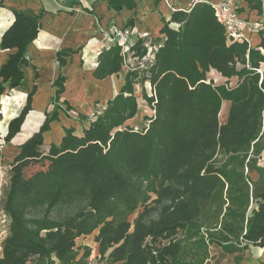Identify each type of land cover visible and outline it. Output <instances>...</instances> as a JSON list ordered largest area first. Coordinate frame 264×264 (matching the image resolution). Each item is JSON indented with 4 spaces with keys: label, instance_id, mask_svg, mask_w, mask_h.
I'll use <instances>...</instances> for the list:
<instances>
[{
    "label": "trees",
    "instance_id": "1",
    "mask_svg": "<svg viewBox=\"0 0 264 264\" xmlns=\"http://www.w3.org/2000/svg\"><path fill=\"white\" fill-rule=\"evenodd\" d=\"M246 1L262 12L261 0ZM110 6L132 9L136 0H110ZM14 16L0 40V48L10 50L0 66V94L25 83L22 65L30 64L28 46L41 27L38 16L18 11ZM161 32L165 37L152 45L153 59L143 60L148 52L143 38L128 53L118 43L105 46L92 72L95 79L121 72L130 55L145 68L130 67L119 92L94 118L81 115L88 123L81 133L64 127L59 142L46 145L45 133L59 119L57 100L66 77L60 74L53 82V112H45L43 123L19 145L11 163L0 264H87L92 247L77 245V238L96 230L99 254L107 264H179L174 245L157 243L170 234L165 235L170 221H150L148 202L152 193H163L176 180L205 186L216 176L211 160L220 141L222 103L229 100L234 115L246 107L249 87L254 94L260 91L264 33L256 47L229 39L207 2L173 11ZM76 52L63 48L55 57L64 65ZM212 71L225 81L217 82ZM138 81L150 83L152 94L144 92V99L154 110L144 116L147 123L141 128L130 123L139 111ZM36 91L34 85L20 113L10 119L6 142L21 131ZM3 158L0 147V164ZM251 190L249 186V201ZM262 229L258 238H246L260 239L257 244L264 247V222Z\"/></svg>",
    "mask_w": 264,
    "mask_h": 264
},
{
    "label": "rangeland",
    "instance_id": "2",
    "mask_svg": "<svg viewBox=\"0 0 264 264\" xmlns=\"http://www.w3.org/2000/svg\"><path fill=\"white\" fill-rule=\"evenodd\" d=\"M259 27L261 33H264V24ZM110 37H112L110 33L103 36L104 46L112 43ZM93 38L95 36L91 40ZM91 40L81 48L74 46L78 52L67 58V64L72 62L73 71H76L73 74L76 77L75 81H72L69 87L67 86L70 82L67 77L69 74L64 73L59 62L53 67L57 75L61 73L66 77V81L65 91L57 100L61 105L59 119L51 123V129L55 124L63 128L64 123H71L80 130L81 126L86 124L81 115L84 114L92 119L96 113L103 110L106 101L119 92L130 67L145 68V64L143 65L137 58L128 56L121 72L104 80H96L91 70L96 66L97 60H91V56H94L103 44L100 43V47H97ZM153 56L151 54L149 58L153 59ZM258 71L260 91L254 94L253 86L247 89L248 103L244 109L231 115V102L223 101L220 112V141L211 160V173L216 176L205 186L176 180L175 183L169 184L163 193H152L148 202L151 208L150 221L157 223L170 221L167 223L170 228L165 235L170 234L166 239L157 240V243L161 241L162 244L174 245L179 264H264V247L257 244L260 239L252 241L246 238H258L263 232L264 222V62L260 64ZM211 76L219 83L225 81L216 73H211ZM53 82L52 79L50 81L52 94L47 104L45 103L46 106L39 114H34L31 119L33 121H30V123L37 121L38 123L34 129L26 133L24 139L19 138L23 126L10 142H6L4 136L10 119L18 115L25 105L27 94L10 90L8 87L0 94V147L4 153L0 164V252L1 242L8 231L9 220L3 205L9 186L11 163L19 151V145L43 123L45 112H53L55 106L53 97L56 89ZM135 90L139 111L130 123L141 128L147 123L143 119L144 116L154 113L144 99V92L151 95L152 87L149 82L143 85L138 81ZM68 93L71 96L67 95ZM79 93L82 94L81 100L79 99L81 105L76 104L74 98ZM35 110L33 108L26 119ZM8 113H11L12 117L6 118ZM48 142L49 140H46V145L49 144ZM249 186L252 189L250 195L253 197L250 201ZM141 209L131 215L132 222ZM94 233H97V230ZM83 242L85 241L80 238L77 240V245ZM83 251L81 249L80 253L82 254ZM92 254L93 250L86 260L87 264L95 258L107 264L106 259L101 258L100 255L93 257Z\"/></svg>",
    "mask_w": 264,
    "mask_h": 264
},
{
    "label": "crops",
    "instance_id": "3",
    "mask_svg": "<svg viewBox=\"0 0 264 264\" xmlns=\"http://www.w3.org/2000/svg\"><path fill=\"white\" fill-rule=\"evenodd\" d=\"M221 1L223 0H209L208 3L215 4ZM231 1L237 7L238 16L247 22L244 32L250 40L249 44L253 47L258 46L261 41V31L260 27L256 26L255 23L264 24V0H261V13L258 9L251 8L246 0ZM193 2L194 0H136L134 8L124 7L121 10H116L110 6V0H0V40L5 30L14 20V11L38 16L41 24L37 38L28 46L30 64L22 65L25 83L20 85L19 88L17 87V89L16 87L15 89L13 88L17 91L21 90L20 92L28 95L33 86L37 85V91L33 96L32 102V107L36 110L25 120L23 131L19 138L24 139L26 133L35 128L38 121L33 123H30V121H33L31 119L34 114L37 115L43 111L49 96L52 94L50 81L52 79L55 81L57 79L56 76L61 74L57 75L53 68L58 63L55 57L58 50L63 48L74 49L76 45L81 48L82 45L95 36L91 40L92 44L97 47H100V43L103 44V47L97 50L94 56H91V60H97L100 51L105 47L103 36L111 33L113 27H132L135 33L132 38L134 42L138 41L140 39L139 35L143 34L142 38L145 46L159 45L165 37L161 29L166 21L171 19L173 11L178 9L189 10L194 6ZM169 26L178 28L179 24L170 22ZM9 52L10 50H2L0 48V66L7 60ZM61 66L64 73L69 74V76L66 74L70 81L67 85L69 87L75 81L76 77L73 74L76 71H73L72 62L67 64V60ZM93 70L94 68L91 71L93 72ZM211 73L218 74L215 71ZM38 74L42 76L40 77ZM55 77L56 79H54ZM8 89L10 88L8 87ZM67 95L71 96L69 93ZM80 95L82 94L79 93L74 96L76 104L81 102L79 101ZM81 98L83 99V97ZM85 123V125L88 124L87 122ZM70 126L75 127L76 125L64 123L63 128ZM63 128L57 124L53 125L52 129L45 133V142L46 140H49V144L51 142H59L64 133ZM82 128L83 126H81L80 130L76 129V132L81 133ZM95 234L92 233L77 238V240L82 238L85 241L78 243L79 245L92 247L93 257L100 255L98 243L95 241ZM260 249L262 248L260 247Z\"/></svg>",
    "mask_w": 264,
    "mask_h": 264
},
{
    "label": "built area",
    "instance_id": "4",
    "mask_svg": "<svg viewBox=\"0 0 264 264\" xmlns=\"http://www.w3.org/2000/svg\"><path fill=\"white\" fill-rule=\"evenodd\" d=\"M198 2H209V0H194L193 4ZM215 8L216 15L220 22L224 24L226 27L227 35L229 39L238 40V41H250L247 34L244 32V29L247 25V22L244 19H241L237 13V7L231 0H223L219 3L212 4ZM256 26H260L261 23H255ZM112 37H110V41L112 43H118L122 46L123 53H128L130 46L135 43L132 38L134 33V28L132 27H113L110 33ZM144 35H139L142 38ZM111 43V44H112ZM148 52L147 55L143 57V60L149 59L154 46L147 45ZM131 56V55H130ZM144 65V63L142 62ZM219 75V74H218ZM220 76V75H219ZM88 264H103L99 261V259H91Z\"/></svg>",
    "mask_w": 264,
    "mask_h": 264
},
{
    "label": "bare ground",
    "instance_id": "5",
    "mask_svg": "<svg viewBox=\"0 0 264 264\" xmlns=\"http://www.w3.org/2000/svg\"><path fill=\"white\" fill-rule=\"evenodd\" d=\"M19 88V87H18ZM17 89V88H16ZM26 89V88H25ZM21 91V90H20ZM12 117L11 113L6 114V118Z\"/></svg>",
    "mask_w": 264,
    "mask_h": 264
}]
</instances>
